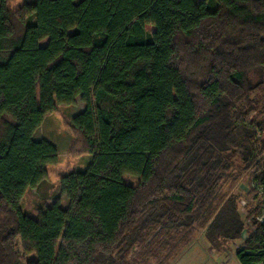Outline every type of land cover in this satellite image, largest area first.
<instances>
[{
	"label": "trees",
	"instance_id": "1",
	"mask_svg": "<svg viewBox=\"0 0 264 264\" xmlns=\"http://www.w3.org/2000/svg\"><path fill=\"white\" fill-rule=\"evenodd\" d=\"M263 94L264 0H0V264H164L197 227L214 246L241 239L218 190L237 165L264 190ZM77 97L73 150L91 161L61 176L67 207L29 214L58 159L33 134ZM251 222L235 254L264 264Z\"/></svg>",
	"mask_w": 264,
	"mask_h": 264
},
{
	"label": "rangeland",
	"instance_id": "2",
	"mask_svg": "<svg viewBox=\"0 0 264 264\" xmlns=\"http://www.w3.org/2000/svg\"><path fill=\"white\" fill-rule=\"evenodd\" d=\"M24 1L8 0V6L11 9H16ZM252 72L248 77L253 81L252 83H256L258 74H252ZM257 97L259 99L256 110H261L264 106V94ZM84 105L79 97L71 105H60L56 111L47 113L41 125L35 130L33 134L35 139H46L55 145L58 159L56 163L46 166V177L35 187L29 188L25 192L20 202L23 211L36 215L40 209L50 206L55 201L61 207H67L68 199L61 191L60 178L72 171L85 170L92 157L91 154L76 153L73 150L76 145V136L71 128V118L82 111ZM257 137H260V134ZM262 157H264V154ZM237 167L230 170L229 173L231 174L221 180V187L218 191L220 195H233L236 200V207L241 213V220L244 225L240 236L241 239H220V242L217 241L218 244L214 246L206 235L205 229L197 227L191 243L173 260H165L164 264H240L235 252L243 247V240L248 237L250 230L254 228L251 222L252 219L258 222L264 221V190L258 187L252 178L251 173L255 170L247 174L242 166L237 165ZM122 180L125 183L135 185L138 182V177L131 174H123ZM16 250L25 259L34 258L33 254L23 256L19 247H16ZM136 251L133 252L135 253ZM164 254L165 252L159 254L157 261L151 260L149 264H157L160 259L164 258ZM138 264H142V262H138Z\"/></svg>",
	"mask_w": 264,
	"mask_h": 264
}]
</instances>
